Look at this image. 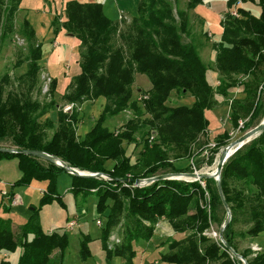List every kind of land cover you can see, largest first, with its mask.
<instances>
[{"label": "trees", "instance_id": "1", "mask_svg": "<svg viewBox=\"0 0 264 264\" xmlns=\"http://www.w3.org/2000/svg\"><path fill=\"white\" fill-rule=\"evenodd\" d=\"M22 1L0 0V48L14 31ZM239 1L243 6L237 8L239 16L234 17L232 9ZM201 3L203 0H189L187 11H183L170 0H140L137 15L119 34L117 23L106 17L101 4L67 2L64 19L57 20L56 25L76 37L83 49L80 74L64 96L66 107L73 106L70 112L58 109L52 95L55 81L50 101L33 97L39 87L44 52L41 44L33 43L36 34L27 19L21 29L29 42L24 60L27 69L15 88L8 89V75L0 78V148L44 152L79 171L110 177L72 176L46 160L0 152V161L16 159L22 173L13 188L38 183L46 189L42 193L55 196L51 200L45 195L42 206L49 203L46 200H58L59 179L64 174L71 177L70 191L75 197H94L95 220L102 223L100 241L107 264L116 259L136 264L135 245L150 242L162 219L176 234L187 236L168 243L169 251L159 257L161 263L243 264L221 241L204 235L211 225L218 226L220 233L227 222L216 180H162L144 187L121 182L193 173L179 171L174 162L195 157V147L201 148L200 138L209 131L206 112L218 106L217 96L226 98L242 89L244 97L231 102V121L236 129L243 121L240 129L248 132L264 116V0L227 1L223 37L213 45L220 75L216 88L208 82L209 68L200 55L202 44L193 36L188 14ZM246 4L256 5L261 14L254 15ZM138 75L147 77L151 88L135 99ZM174 94L178 98L190 96L194 102L191 106H170ZM99 99L105 100L100 119L84 138H79L78 107ZM127 111L135 116L117 130L106 126ZM52 112H56V120L51 118ZM228 141L227 133L220 136L213 153L221 157ZM131 144L142 145L136 163L127 155L126 145ZM220 184L231 212L224 241L248 264H264V252L251 248L240 251L238 244L239 239L254 241L264 234V130L227 160ZM206 193L210 195V213L205 207ZM14 196L12 191L10 201ZM71 219L68 222L75 218ZM241 222L247 229H240ZM118 225L122 244L109 249L111 232ZM91 241L88 235L82 237L79 253L84 262L93 256ZM69 246L67 233L42 229L37 209L18 228L10 219L0 218V253L20 249L18 264H64Z\"/></svg>", "mask_w": 264, "mask_h": 264}, {"label": "rangeland", "instance_id": "2", "mask_svg": "<svg viewBox=\"0 0 264 264\" xmlns=\"http://www.w3.org/2000/svg\"><path fill=\"white\" fill-rule=\"evenodd\" d=\"M69 1L72 0H23L20 10L15 16L14 31L5 39L0 48V78L8 75L11 81L8 89H12L13 87L15 88L18 86L19 77L22 76L27 69V64L24 60L28 55L29 42L21 33L23 22L27 19L36 34L33 43L35 45L41 44L44 52V58L41 62V70L39 73V87L33 93V97L41 102L50 101L52 82L55 81L56 91L52 95L58 104V109L63 110L68 105L64 96L69 90L74 77L80 74V64L82 61L81 55L83 52V49L80 46V41L76 37L70 36L63 28L56 25L57 20L60 21L64 19V10L66 3ZM76 1L92 4L97 0ZM170 1L176 5L178 10L187 11V3L189 0ZM225 1L227 2L228 0ZM207 2L208 1H206V4L204 2L199 4L195 10L188 11V14L190 17L193 36H196L198 42L202 44L200 55L204 63L209 68L207 75L208 82L212 87L216 88L218 86L220 75L215 65L216 54L213 45L222 40V21L227 11V3L215 0L213 1L214 3L208 5ZM246 8L256 16L261 14L256 5L250 4L247 5ZM132 19L133 18L131 16L122 14V19L117 23L119 34L128 29ZM185 41H189V39L185 38ZM20 61H23V63L18 65ZM150 88L151 84L148 78L138 75L134 86V98L137 99L140 94L145 95ZM243 97L244 95L242 89H238L234 93L231 92V94L226 98L217 96L218 106L214 110L206 112V118L209 123V131L206 135H203L200 138L199 144L201 145V148H198L199 146L195 147V157L184 159L176 163L174 162L179 171L189 170L193 173L197 172L198 174H203V172L204 174H212L216 171L220 155L214 154L213 151L219 137L227 133L229 135L228 143L231 144L246 133L240 129L243 126V121L240 122V127L238 129L234 128L231 121V102L235 99ZM262 100L264 103V92ZM193 102L194 99L190 96L178 98L177 95L174 94L169 101V105L191 106ZM104 106L105 100L99 99L94 102L85 101L78 107L80 118L77 135L79 138H84V136L94 127L104 111ZM50 116L53 120H56V112H52ZM134 116L135 114L133 111H127L121 116L109 120L106 123V126L112 131L117 130L121 125L125 124ZM263 120L264 116L262 117L261 122ZM126 149L127 155L131 158L133 163H136L142 151V145H126ZM109 167H111V165H109ZM14 173L20 178L22 177V173L18 168L16 159L11 161H0V218L11 219V215L13 214L12 212L15 210V208H12L11 205L15 196L10 201L11 192L13 191L15 192V195L21 199L19 208H24L22 214H20L18 218L21 225H25L27 223V213H33L34 210L37 209L42 229L45 232L68 234L70 246L66 252L64 264H102V262L97 261L96 257H94L96 255L99 257L106 256L105 252L101 249L102 243L99 241L102 234V228L97 225L95 220L96 202L94 197H75L76 195L74 192L70 191L72 186L71 177L64 174L59 179L58 193L60 194V197H58V200H55L54 202L46 200V202L49 203L42 206L41 199L45 195L51 200L55 196L53 197L50 195L49 197L48 193H42V191H45L46 189L42 184L38 183L25 187L13 188V184H9L5 181L7 179L4 177H13ZM181 181L193 182L190 179H183ZM202 187L205 189V184H202ZM88 192L90 194H94L91 193V191ZM92 192H95V190ZM122 197L124 198V196ZM205 198V200H207V204L204 205L210 213V195L206 193ZM123 200L125 201L126 199ZM111 204L112 203H110V205ZM68 218H75L74 220L77 221V226L74 227L73 231L65 229L67 223H69ZM225 218H228L227 212H225ZM102 221L104 222L105 220L102 219ZM156 228L164 234L163 237H165L166 241L165 245H167L166 252L169 251L168 243L171 240H182L185 236H187L176 234L172 227L169 226V223L164 219L156 225ZM120 229V225H118L112 230L111 237L108 242L109 249L122 244L119 239L120 237L118 236L121 231ZM240 229H247L243 222H241ZM213 233H219L218 226L211 225L209 230H207L204 235L208 239L216 240ZM85 235L90 236L92 240L90 247L93 254L92 258L86 262L81 259L79 253L81 240ZM155 236L160 238L158 232ZM217 240L220 241V239ZM141 243L142 242L138 244ZM138 244H136V246ZM238 244L240 251H243L246 248H251L253 251L258 250L260 252H264V234L254 241L251 238L239 239ZM21 253L22 251L20 249L15 252L8 253L9 259L5 261L9 264H18ZM3 254L4 252L0 253V255ZM112 264L120 263L118 260H114Z\"/></svg>", "mask_w": 264, "mask_h": 264}, {"label": "water", "instance_id": "3", "mask_svg": "<svg viewBox=\"0 0 264 264\" xmlns=\"http://www.w3.org/2000/svg\"><path fill=\"white\" fill-rule=\"evenodd\" d=\"M264 130V120L255 128H253L252 130L246 132L242 137H240L238 140L232 142L231 144H228L225 148H223V150L221 151V157L217 163V168L216 171L212 174H200L198 179H190L191 181H202L204 179H210L213 178L216 180L217 182V187H218V191L222 200V203L225 207V210L227 212V222L226 224L223 226V228L220 231V240L221 242L224 244V246L229 250V252L235 256L236 258H238L239 260H241L243 262V264H248L247 261L240 256L239 254H237L231 247H229L227 245V243L224 241L223 239V231L225 230V228L229 225L230 221H231V212L229 207L227 206L224 196H223V192H222V188H221V174H222V170L223 167L225 165V163L227 162V160L233 155L235 154L238 150H240L243 146H245L246 144L250 143L252 140H254L257 136H259L262 131ZM0 152L1 153H10V154H23V155H30V156H34L43 160H46L48 162H51L53 164H55L56 166H58L59 168H61L62 170H64L66 173L72 175V176H78V177H104V178H110L108 175H104V174H90L87 172H82L79 171L75 168L70 167L69 165H67L65 162H63L62 160H60L59 158L52 156L50 154L44 153V152H39V151H19V150H13V149H5V148H0ZM196 173H174V174H167V175H160L154 178H149V179H123L121 180V182L127 183L130 182L133 185L137 186V187H144V186H148L151 185L155 182L158 181H162V180H183V178H181V176H189L192 177L194 175H196ZM187 180V179H184Z\"/></svg>", "mask_w": 264, "mask_h": 264}, {"label": "crops", "instance_id": "4", "mask_svg": "<svg viewBox=\"0 0 264 264\" xmlns=\"http://www.w3.org/2000/svg\"><path fill=\"white\" fill-rule=\"evenodd\" d=\"M206 1H208L207 2L208 5H211L212 3H214L213 1L215 0H204L203 2L206 4ZM219 1L226 2L225 0H219ZM139 2L140 0H97L95 3H92V4H101L103 6V10H104L106 17L110 19L111 21L118 23L122 19V14H125L126 16L129 15L132 18L135 17L137 15ZM83 4H88V3H83ZM244 6L247 7V4ZM142 77H145V76H142ZM136 80H137V77H136ZM4 178L7 179L5 181H7L9 184H14L16 180H18L20 177L14 173L13 177H4ZM20 203H21V199L17 195H15L14 201H12L11 203L12 208L14 207L15 210L14 212H12L13 214L11 215V219H10L15 228L23 226L20 224L19 219H18L19 215L22 214V211L24 210V208H19ZM31 214L32 213H27L26 215L27 221L30 218ZM157 232L160 238H157V236H154V238L148 243H141V244H138L137 246L135 245V248L137 250V257L135 259L136 264H149V263L150 264H164V263H161L158 260V258L160 257L161 254L167 251L166 250L167 245H165L166 241H165V237H163L164 234L161 233V231H159L156 228L155 234ZM94 257H96L97 261L102 262V264H107L105 257H99L97 255ZM0 258L2 262V261L9 259V255L4 253L3 255H0ZM116 260H118L120 264H123V261L121 259H116Z\"/></svg>", "mask_w": 264, "mask_h": 264}, {"label": "built area", "instance_id": "5", "mask_svg": "<svg viewBox=\"0 0 264 264\" xmlns=\"http://www.w3.org/2000/svg\"><path fill=\"white\" fill-rule=\"evenodd\" d=\"M243 6V3L241 2V1H239L238 3H237V5L232 9V15L234 16V17H238L239 16V14H238V11H237V8L238 7H242ZM72 109H73V106L72 105H70V106H68V107H66L65 109H64V111L65 112H70V111H72ZM101 221H98L97 222V225L98 226H101ZM75 226H77V221L76 220H72V221H70L68 224H67V226H66V229H68L69 231H72L73 229H74V227ZM52 233V232H51ZM213 235H214V237H216V239H220V233H213ZM221 241V240H220Z\"/></svg>", "mask_w": 264, "mask_h": 264}, {"label": "bare ground", "instance_id": "6", "mask_svg": "<svg viewBox=\"0 0 264 264\" xmlns=\"http://www.w3.org/2000/svg\"><path fill=\"white\" fill-rule=\"evenodd\" d=\"M200 174H202V173H200ZM200 174H196V175H194V176H192V177H189V176H181V178H183V179H198L200 176ZM203 175H206V174H204V172H203Z\"/></svg>", "mask_w": 264, "mask_h": 264}]
</instances>
